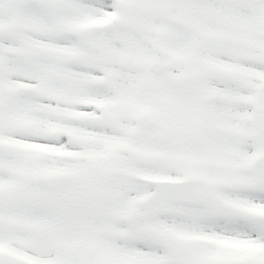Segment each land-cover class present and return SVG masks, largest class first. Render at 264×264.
<instances>
[{
	"label": "snow or ice",
	"instance_id": "1",
	"mask_svg": "<svg viewBox=\"0 0 264 264\" xmlns=\"http://www.w3.org/2000/svg\"><path fill=\"white\" fill-rule=\"evenodd\" d=\"M0 264H264V0H0Z\"/></svg>",
	"mask_w": 264,
	"mask_h": 264
}]
</instances>
